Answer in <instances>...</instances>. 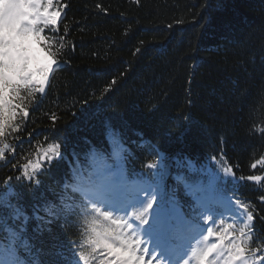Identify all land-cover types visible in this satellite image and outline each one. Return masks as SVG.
<instances>
[{"label":"trees","instance_id":"1","mask_svg":"<svg viewBox=\"0 0 264 264\" xmlns=\"http://www.w3.org/2000/svg\"><path fill=\"white\" fill-rule=\"evenodd\" d=\"M32 1L18 0L6 29L26 33L35 18L33 41L67 64L46 95L23 93L28 117L0 138L5 160L15 153L0 160V264H85V220L126 219L150 198L140 237L163 257L157 215L170 218V264L189 248L183 219L194 238L210 223L217 243L228 224L244 228L249 251L236 264H259L264 180L249 178L264 177V0H54L60 27L46 32L59 14ZM50 144L61 152L51 164ZM29 160L43 165L33 181ZM234 240L210 259L224 264ZM106 259L101 248L88 264Z\"/></svg>","mask_w":264,"mask_h":264},{"label":"snow or ice","instance_id":"2","mask_svg":"<svg viewBox=\"0 0 264 264\" xmlns=\"http://www.w3.org/2000/svg\"><path fill=\"white\" fill-rule=\"evenodd\" d=\"M139 2V0H137ZM66 8L67 5H64ZM46 12L51 11L53 16L58 13L57 23L53 27L45 29L46 31H53L59 29L62 13L60 7L51 0V4L45 9ZM66 12L63 18H66ZM59 34L58 31H56ZM31 30L24 34H18V26L5 31L3 59H2V78H0V138L6 135L9 128H19L17 119L20 116L28 117L29 111L25 105L27 97L23 94L26 90L29 96L35 93L46 95V90L51 87L50 76L54 78L55 71L62 70L67 62L57 59L51 53L41 50L38 42H34L29 38ZM71 42H69V45ZM50 63L47 76L44 78L39 69ZM41 81L43 86L41 87ZM9 148L7 143L0 146V160H4V165L8 166L15 159V153L7 160H5V150ZM59 144H50L47 150L43 151V158L45 161L52 163L61 156L59 151ZM155 166V165H149ZM31 169V171H29ZM43 170V165L39 162L33 163L29 160L23 165V177L29 181H33L34 175L37 170ZM19 170V166H17ZM252 181L264 180L262 176H252L249 178ZM34 183H39L35 180ZM79 190V189H77ZM155 203L154 198H150L148 203L139 212H133L132 217L139 224H134L131 219L113 218L111 212H100L104 221H110L109 224L102 223L96 217L86 219L85 223L88 225V236L86 244L89 246L88 251L81 253V258L88 264L90 257H92L98 249H104L109 259L103 260L101 264H155V257L147 259L151 256L150 249L143 248L142 245L145 241L140 238V226L146 225L151 219V207ZM245 209L247 206H244ZM99 212V209H95ZM246 216L249 221L253 220V214L246 211ZM248 227V225H246ZM233 229L232 224H228L224 232L217 233L220 243L212 244L203 249H194L191 252L192 257L195 259L196 264H218L216 260L210 257L222 248L223 241L227 238V234L235 236V240L228 245L227 259L224 264H236L249 251L247 245L248 240L245 238V229L239 230V235L231 232ZM214 233L209 229V236ZM238 241V242H237ZM259 251V250H258ZM222 254V253H221ZM255 255V254H253ZM184 264H189L184 260ZM247 264V262H246ZM255 264V262H253ZM259 264H264V259H261Z\"/></svg>","mask_w":264,"mask_h":264},{"label":"rangeland","instance_id":"3","mask_svg":"<svg viewBox=\"0 0 264 264\" xmlns=\"http://www.w3.org/2000/svg\"><path fill=\"white\" fill-rule=\"evenodd\" d=\"M6 1H7V4L2 5V0H0V6H1V8H0V24L3 27V32L6 29L5 27L9 26L11 24V22H12V17H10V15H9V13L12 14V9L13 8L23 9V8H21L22 7V4L19 3L18 0H6ZM32 3L34 5V9H35V8L39 7V5L41 4V0H33ZM3 8H4V10H3ZM5 9L8 12L5 13V15L6 14L7 15H6L5 18H3L2 13L5 12ZM20 18H21L22 21L25 22V18H23V17H20ZM23 26L24 25H20L18 27V34H24L23 31H26ZM37 26H38V21L35 18L29 19L28 20V25H27V31L28 30H31V33L34 34V31L37 28ZM0 30H1V28H0ZM32 34L29 36V38L33 40ZM0 36H1V34H0ZM1 37H0V39H1ZM3 44H4V41H1L0 40V64H1L0 71L2 70V59H3V55H2L1 52L3 51ZM113 218L114 219L115 218H123V216L120 215V214H114L113 215ZM123 219H125V218H123ZM141 231H143L142 228H141ZM188 243H190V247L187 250L188 252L185 253L184 255H182L181 258H178L177 259L178 261H176L173 264H184V260H187L189 262V264H193L194 263V262H192V260L194 261L195 259L192 257L191 252L194 249H202V247H201V245H200L199 242L189 241ZM142 247L143 248H147L146 245H145V243L142 245ZM150 252H151V256L147 257V259L150 260V259H152V257H155L156 258L155 264H170L169 261H168L169 260L168 258L162 259V257L158 256L156 252H154V251H150Z\"/></svg>","mask_w":264,"mask_h":264},{"label":"water","instance_id":"4","mask_svg":"<svg viewBox=\"0 0 264 264\" xmlns=\"http://www.w3.org/2000/svg\"><path fill=\"white\" fill-rule=\"evenodd\" d=\"M46 76H47V75H46ZM46 76H45L44 78H46ZM50 78H51V76H50ZM40 86H41V87L43 86V81L41 82ZM46 91H47V90H46Z\"/></svg>","mask_w":264,"mask_h":264}]
</instances>
